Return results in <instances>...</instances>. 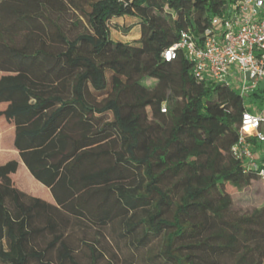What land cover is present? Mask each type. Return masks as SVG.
<instances>
[{"label":"trees","instance_id":"1","mask_svg":"<svg viewBox=\"0 0 264 264\" xmlns=\"http://www.w3.org/2000/svg\"><path fill=\"white\" fill-rule=\"evenodd\" d=\"M236 1L0 0V117L54 198L0 164L1 263L81 264L84 245L95 264L125 238L156 264H264V206L237 211L229 191L261 180L232 153L248 104L183 51L162 57ZM118 17L137 41L111 38Z\"/></svg>","mask_w":264,"mask_h":264},{"label":"built area","instance_id":"2","mask_svg":"<svg viewBox=\"0 0 264 264\" xmlns=\"http://www.w3.org/2000/svg\"><path fill=\"white\" fill-rule=\"evenodd\" d=\"M181 51L198 80L224 82L248 104L232 153L264 182V0L231 3L199 36L182 31L162 57L173 61Z\"/></svg>","mask_w":264,"mask_h":264},{"label":"rangeland","instance_id":"3","mask_svg":"<svg viewBox=\"0 0 264 264\" xmlns=\"http://www.w3.org/2000/svg\"><path fill=\"white\" fill-rule=\"evenodd\" d=\"M111 38L115 41L133 43L141 36V27L137 18L118 17L110 21ZM111 73L108 78L111 80ZM246 95V94H245ZM5 103H0V109L5 108ZM14 125L8 122L4 117H0V164L11 159L21 158L18 151L14 148ZM27 169L22 165L13 176L14 183L20 189L36 196H44L45 193L51 195L50 189L45 186H39V182H33L27 179L24 171ZM234 199V209L246 213H254L259 207L264 206V182L262 180L254 181L250 186L243 190L229 188ZM45 198V197H43ZM46 199V198H45ZM97 236H95L96 238ZM95 238L89 239L92 244H96ZM107 248L102 250L103 254L95 264H156L149 257L148 248L135 249V246L128 239L120 238L118 242L107 240ZM106 243V240H105ZM78 259L81 264H93V257L90 250L81 245L78 249ZM0 264L1 263L0 261Z\"/></svg>","mask_w":264,"mask_h":264},{"label":"crops","instance_id":"4","mask_svg":"<svg viewBox=\"0 0 264 264\" xmlns=\"http://www.w3.org/2000/svg\"><path fill=\"white\" fill-rule=\"evenodd\" d=\"M19 153V152H18ZM21 158V157H20ZM19 161V160H18ZM19 163H20V161H19ZM22 165H24L26 168H27V166L25 165V163L23 162V160H22V158H21V164L19 165V168L22 166ZM19 168H18V170H19ZM17 173V172H16ZM15 173V174H16ZM15 174H13V176L15 175ZM24 175H25V177L27 178V179H31V181L32 180H34L33 182H35V181H37V183L39 184V186H45L43 183H41L40 181H38L32 174H31V172H30V170L27 168V169H25V171H24ZM46 187V186H45ZM48 188V187H47ZM49 189V188H48ZM52 194V193H51ZM40 197H45L46 198V200L47 201H49V202H54V198H52L51 197V195H50V193L49 194H46L45 193V195L44 196H40ZM44 198V199H45Z\"/></svg>","mask_w":264,"mask_h":264}]
</instances>
